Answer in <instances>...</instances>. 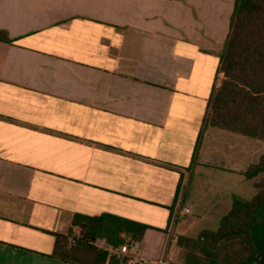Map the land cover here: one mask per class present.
<instances>
[{
  "label": "crops",
  "instance_id": "crops-1",
  "mask_svg": "<svg viewBox=\"0 0 264 264\" xmlns=\"http://www.w3.org/2000/svg\"><path fill=\"white\" fill-rule=\"evenodd\" d=\"M234 1L0 0V264H77L75 214L146 224L155 257L254 195L263 140L203 121Z\"/></svg>",
  "mask_w": 264,
  "mask_h": 264
},
{
  "label": "trees",
  "instance_id": "trees-1",
  "mask_svg": "<svg viewBox=\"0 0 264 264\" xmlns=\"http://www.w3.org/2000/svg\"><path fill=\"white\" fill-rule=\"evenodd\" d=\"M219 72L222 79L209 97L204 123L264 141V0L234 1ZM199 143L200 136L193 158ZM244 174L254 178V195L233 197L218 226L201 230L197 237L201 256L189 251V264H264V153ZM72 223L80 231L73 236L75 243L69 246L68 235H56L53 255L77 264H124L123 258L108 254L94 242L103 239L115 246L141 240L147 227L109 213L75 214ZM173 237L168 235L167 246ZM184 239L179 236L178 243Z\"/></svg>",
  "mask_w": 264,
  "mask_h": 264
},
{
  "label": "built area",
  "instance_id": "built-area-1",
  "mask_svg": "<svg viewBox=\"0 0 264 264\" xmlns=\"http://www.w3.org/2000/svg\"><path fill=\"white\" fill-rule=\"evenodd\" d=\"M189 208L180 207L175 208L174 212L171 214L170 226L174 223L175 219L188 213ZM75 243V238L69 236L67 239V244L69 246ZM107 251L108 254L115 256L117 258H123L125 260L124 264H176L173 254L168 249L167 244L162 248L161 252L155 257H148L144 252V245L141 240H128L119 245H107L103 240L96 245Z\"/></svg>",
  "mask_w": 264,
  "mask_h": 264
},
{
  "label": "rangeland",
  "instance_id": "rangeland-1",
  "mask_svg": "<svg viewBox=\"0 0 264 264\" xmlns=\"http://www.w3.org/2000/svg\"><path fill=\"white\" fill-rule=\"evenodd\" d=\"M221 79H220V81H221ZM261 142L264 143V141H261ZM257 148H258V146H257ZM254 191H255V189H254ZM178 221L179 220H177V222ZM182 224L183 223H181V226H182ZM218 224L219 223L217 221H208V222L199 221L196 223V225H197L196 229L201 228V227L208 228V229H215L218 226ZM199 231L201 232V230H199ZM180 236L187 238V239L182 240V242L179 244L178 243L179 234L177 237H175V235H174L171 242L168 243V249L173 254V257L175 258L176 264H189V262L187 261V258L189 257L188 256L189 251L194 252V254H196L199 257L201 256L200 250H199L200 248L198 247L199 245L197 243L198 242L197 241L198 235H195V236L180 235ZM202 262L205 264L204 261H202Z\"/></svg>",
  "mask_w": 264,
  "mask_h": 264
}]
</instances>
